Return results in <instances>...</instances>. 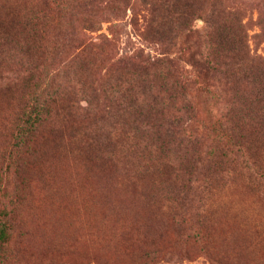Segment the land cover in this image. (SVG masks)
Returning a JSON list of instances; mask_svg holds the SVG:
<instances>
[{
  "label": "trees",
  "instance_id": "16d2710c",
  "mask_svg": "<svg viewBox=\"0 0 264 264\" xmlns=\"http://www.w3.org/2000/svg\"><path fill=\"white\" fill-rule=\"evenodd\" d=\"M253 3L262 4L264 0H253ZM196 4L198 9L193 12ZM176 7V3L166 0H4L5 17H1L0 22H5V27L17 26L21 31L3 37L0 43V60L9 62L2 68L5 72H0V83L10 91L17 89L20 95L21 109L14 129L16 151L34 144L32 141L45 133L46 127L54 134L59 130H55L56 126L71 120L89 122L84 126L81 140L93 164L99 163L97 175L104 180L99 179L100 187L95 179L88 182L87 178L90 185L86 189L88 202L84 209L87 214L83 218L105 217L99 221L101 227H106L109 219L121 218L118 212H122L123 199L112 190L114 185L111 184L117 182L114 173L118 172L124 173L128 187H134L130 191L132 196L140 200L145 209H150L148 229L142 237L122 235L125 237L120 236L104 246L106 251L123 253L122 257L128 259L129 264H157L175 258L177 263L181 258L190 259L201 252L214 264H226L227 258L214 255L209 240L200 234L203 222L191 223L187 210L181 214V206L193 201L190 196L192 163L203 160L204 151L202 143L181 124V114L173 109L189 91L211 94L215 88H220L226 96L236 97L238 92H244L245 99L257 105L264 97V62L250 50L249 25L243 23L246 6H235L232 0H181V17ZM261 16L262 33L255 39L264 38V13ZM179 17L185 37L196 34L201 60L192 64L196 70L194 77L170 59L154 60L143 49L118 57L122 27L139 30L142 24L152 28L157 22L167 26L177 24ZM200 18L204 29L194 31L191 22ZM103 23H111L108 31L112 37L100 35L98 43L77 31L98 33ZM57 60L63 62L58 64L57 73L50 74L48 69ZM10 64L18 69L7 71ZM69 71L74 76L76 95L72 98L67 96L66 85L56 82V76ZM81 97L87 106L76 103ZM218 132L222 139H215L214 149L207 153L206 177L214 179V175H222L226 165L236 163L243 156L240 160L244 162L239 160V165L244 163L246 169H253V175L264 181L256 164L242 154L243 143L228 135L225 127L221 126ZM150 146L155 147V155L143 159ZM48 147L40 157L47 168L50 162L57 160V155L67 159L58 144ZM181 147L185 150L182 153ZM190 152L193 153L191 159ZM136 162L139 166L142 162L145 165L137 168ZM181 175H186L182 182ZM97 184L100 190L96 192L93 186ZM140 187L144 189L139 190ZM206 190L203 189L202 195ZM129 221L116 220L112 225L124 230L131 227ZM9 229L7 221L0 225V261ZM193 252L196 254L192 256ZM115 262L93 255L82 264Z\"/></svg>",
  "mask_w": 264,
  "mask_h": 264
},
{
  "label": "rangeland",
  "instance_id": "374dc122",
  "mask_svg": "<svg viewBox=\"0 0 264 264\" xmlns=\"http://www.w3.org/2000/svg\"><path fill=\"white\" fill-rule=\"evenodd\" d=\"M166 1L178 5L175 10L181 17V0ZM3 3L4 0H0V18L5 17V13L2 10ZM13 4L16 5V1ZM232 4L235 6L237 4L246 6L244 7L246 11L243 23L249 25L247 33L250 50L252 54L264 62V38L255 39L256 35L262 33L260 22L261 15L264 13V6L262 5L264 3L254 4L253 0H232ZM197 5L194 6L193 12L198 9ZM81 11L85 12V9ZM110 25L111 23H103L102 30L98 33H91L84 29L77 31H82L87 36H91L92 40L98 43L100 35L112 37L108 31ZM191 26L194 31H202L204 29V21L202 18L194 20V22H191ZM20 31L17 26L5 27V22H0V43L3 37L8 38L9 35L18 34ZM120 32L123 34L118 44V57L125 56L134 49H143L146 55L151 56L154 60L157 58L170 59L178 68L189 72L193 77L196 75V70L192 64L195 60H201L196 34H190L187 38L185 37V31H181V18L177 24L171 23L166 26L161 22H157L156 27L152 28L142 24L139 30H133L131 26H127L122 27ZM142 33L146 37H143ZM62 62L63 60H57L56 63L51 65L48 69L49 73H57V66L62 64ZM8 63V60H0V70L5 68ZM11 69L17 70L18 67L10 64L7 71ZM5 70L2 69L0 72H5ZM21 71L23 74H27L25 70ZM56 77V82H62L66 85V93L69 98L76 95L73 87L74 76L71 71L68 73L63 72ZM5 87V84L0 83V225L7 221L10 229L8 242L1 254L0 264H82L89 256L93 255L110 258L117 261L115 264H129V260L122 257L123 253L115 252V250L106 251L104 247L125 234L134 238L142 237L148 229L147 222L150 216L148 212L150 210L145 209L140 200L132 196L130 191L134 190V187H128L124 183L126 178L125 176L123 177L124 173H114L117 176V182L114 183L115 192L118 195L121 193L119 197L125 201L120 208L122 210L120 212V220L119 217L110 219L113 220V222L109 220L110 226L101 227L99 225L101 218L98 219V216H96L97 219L94 218V224L90 219L89 222L88 219L84 220L80 216L75 215L78 216L76 217L78 219H74L75 216H73V219H71L74 222L73 224L69 223L68 226L69 230L72 231L66 229L61 233L65 237H62L61 234H58L61 237L55 235L50 227L42 225L45 220L52 219L55 216H53L54 208L65 202L64 195H68V199H71L68 200L69 202L75 198L77 189L74 187L70 191L72 193L70 194L69 192L70 195L65 193L64 181L69 178L68 180L71 184H76L78 175L87 174V178L89 177L90 179H95L94 181L97 183L99 182L97 175L99 174V163L94 162L95 164H93L81 140L84 126L88 125L89 122L85 119L83 123L71 120L63 126H56L55 130H59L54 134H50L49 127H46L45 133L36 138L35 141H32L33 143L35 142L34 144L16 151L14 149L16 143L14 129L21 109V100L17 89L10 91L5 89ZM25 91L27 93L30 92L29 89H25ZM75 101L83 107L87 106L82 97L81 99L77 98ZM177 111L181 114V124L202 143L201 149L204 151L203 160L199 163L197 160L192 163L194 167L191 175L193 191L190 196L193 197V201L191 203L186 202L184 206H181V214L187 210L190 213L189 217H192L189 218L191 223L203 222V227L199 231L200 234L209 240L214 255L227 258L226 264H264V181L261 182L253 175L255 172L253 169H246L244 163L242 166L239 165L238 161L243 156L239 157L236 163L226 165L222 175H216V177L214 175V179H209V176L206 177L205 173V164L208 161L207 153L214 149L212 146L215 139H222L221 133L218 132V129L222 126L223 128L225 127L228 135L232 136L237 142L243 143L244 151H242V154L244 156L247 155L256 164L259 174L263 178L264 97L260 99L257 105H251L250 100L245 99L244 92L242 94L238 92L235 97L226 96L220 88H215L211 94L192 90L189 91L186 97L181 96V100L173 109V112ZM52 143L58 144L60 151L67 156V159H64V157L57 155L59 166L63 164L62 169L56 166L58 164L56 163L57 160L50 162L49 168H47L43 164L42 159H40L41 155L48 150L49 144ZM173 151L176 152V149H173ZM184 151V148L181 147V153ZM144 155L143 159L152 158L155 155V147L150 146L147 148ZM189 155L190 159L193 158L192 152ZM144 165V162L140 166L136 162L137 168H143ZM55 167H57L56 170ZM182 167L183 165L181 164V173L184 171ZM68 169L70 172H67ZM37 170L41 171L40 175L37 174ZM60 177H63V180ZM146 178L150 180V176ZM185 179L186 175H181V182ZM60 182L64 183V188ZM98 186L97 188L100 190ZM94 188L93 190L98 191L96 186ZM204 188L207 190L202 195L201 192ZM138 189L142 190L144 188L140 187ZM150 190L153 191V189ZM73 191L74 193L76 192L75 195ZM51 193H54V195ZM59 195L61 197H58ZM49 200L53 202L50 203ZM241 200L245 201L249 211L245 218H243V209L232 207ZM60 202L62 203L60 204ZM47 207L51 211V213L48 211L49 214ZM45 214L47 218H45ZM146 215L149 216L147 217ZM226 217H229V220L234 217L232 221L230 220L232 227L230 226L231 224H228L230 221L226 220ZM122 218L132 220L130 228L118 230V227H115L116 225H112L116 220L119 222L128 221ZM140 218H143V220L145 218V220H140ZM71 225L73 226L70 228ZM227 226L229 229L233 228L235 230L232 229L234 234L232 230H229L231 234L228 232ZM132 228L134 229L131 230ZM220 228L222 231L226 230L225 233L224 231L222 233ZM51 233L54 235H51ZM43 234L44 236L46 235V238H44ZM57 238H62L63 240L60 239L61 242H59L60 240H57ZM191 250H194V248ZM194 254L196 252L191 255L193 256ZM164 256L167 255L164 254ZM176 261L177 258L172 259V261L166 259L157 264H214L205 258L202 252L196 257L190 259L181 258V262L177 263Z\"/></svg>",
  "mask_w": 264,
  "mask_h": 264
},
{
  "label": "bare ground",
  "instance_id": "6f19581e",
  "mask_svg": "<svg viewBox=\"0 0 264 264\" xmlns=\"http://www.w3.org/2000/svg\"><path fill=\"white\" fill-rule=\"evenodd\" d=\"M61 156V155H60ZM59 156V157H60ZM58 157V158H59ZM65 157V156H64ZM62 158V157H61ZM65 159V158H64ZM63 159V160H64ZM55 160V159H54ZM54 160H53V162H54ZM62 162V161H61ZM56 163H58V160L56 161ZM62 164V163H61ZM64 164H65V162H64ZM67 164H68V161H67ZM56 166H58L59 168L61 167V169H62V166H63V164L61 165V166H59V163L58 164H56ZM67 166V165H66ZM66 166H65V168H66ZM70 166V165H69ZM56 168L57 167H55V170H56ZM68 168V167H67ZM79 169V168H78ZM60 170V169H59ZM61 171V170H60ZM63 171H64V169H63ZM72 171V170H71ZM58 172V171H57ZM62 172V171H61ZM61 172H60V175H61ZM65 172V171H64ZM67 172H70L69 171V169H68V171ZM73 172V171H72ZM71 172V173H72ZM79 172V171H78ZM76 174H77V172H76ZM81 174V173H80ZM65 175V174H64ZM66 175H68V174H66ZM73 175V174H72ZM87 175V174H86ZM86 175H84V174H81V175H78V182L76 183V184H71L70 182H69V178L67 179V181H64L65 182V193H67V194H69V192L70 191H72L73 189H74V187L77 189H75L76 191H77V194H76V196H75V198L73 199V201H68V200H71V199H68V195L66 196V195H64V200H65V202L64 201H62V202H64L62 205H60V206H58L57 205V207L55 206V208H54V211H53V216H51V217H53L52 219H48V220H45L44 221V219L45 218H47L46 217V214H45V218L44 219H42V221H44L43 222V224L42 225H45L46 227H50L51 229H52V231H53V233L55 234V235H58V234H61V233H63L66 229H68L69 230V228H68V226H69V223H71V224H73V216H75V215H78V216H80V218H83V216L84 215H86L87 213H86V210L84 209V208H86V206H85V204L88 202V195H87V191H86V189H87V187L90 185H88L87 184V182H86V180H87V176ZM59 176V175H58ZM69 176V175H68ZM102 177V176H101ZM61 178V177H60ZM63 178V177H62ZM61 178V179H62ZM99 178V177H98ZM58 179V178H57ZM88 179H89V181L88 182H91V180H90V178L88 177ZM100 180H101V178H99ZM63 180V179H62ZM61 180V181H62ZM104 180V179H103ZM103 180H101V181H103ZM105 180L107 181V179H106V177H105ZM114 180V179H113ZM55 181H56V179H55ZM105 181V182H106ZM57 182H59V181H57ZM114 182L115 181H113V185H115L114 184ZM61 184H62V186L64 185V183H62V182H60ZM103 183V182H102ZM107 183L108 182H106V185H107ZM93 184H96V183H93ZM98 184H100L99 182H98ZM97 184V185H98ZM105 184V183H104ZM104 184H103V186H104ZM112 184V183H111ZM110 184V185H111ZM97 185H95V186H97ZM91 186H93V185H91ZM108 186H109V184H108ZM59 187V186H58ZM60 187H61V185H60ZM94 187V186H93ZM100 187H102V186H100ZM105 187V186H104ZM62 188V187H61ZM63 188H64V186H63ZM97 188V187H96ZM105 188H108V187H105ZM104 188V189H105ZM112 188L114 189L115 188V186L113 187L112 186ZM54 189H57V188H54ZM60 189V188H59ZM93 189H95V188H93ZM98 189V188H97ZM103 189V190H104ZM109 189V188H108ZM112 189V190H113ZM116 189V188H115ZM99 190V189H98ZM111 190V191H112ZM117 190L119 191V189L117 188ZM93 191H95V190H93ZM121 191V190H120ZM97 192V191H96ZM106 192V191H105ZM121 192H123V191H121ZM62 193H64V192H62ZM72 192H70V194H71ZM73 193H74V191H73ZM76 193V192H75ZM75 193H74V195H75ZM91 193V192H90ZM99 193V192H98ZM110 193V192H109ZM108 193V194H109ZM114 193V192H113ZM115 193H117V192H115ZM51 194H53L54 195V193H51ZM59 194V193H58ZM69 194V195H70ZM93 194V193H92ZM97 194V193H96ZM101 194V193H100ZM118 194V193H117ZM98 195V194H97ZM119 195H121V193L119 194ZM51 196V195H50ZM56 196V195H55ZM73 196V195H72ZM99 196V195H98ZM104 196V195H103ZM108 196V195H107ZM107 196H106V199H107ZM115 196H118V195H115ZM58 197H61L60 195L58 196ZM90 197H93V195H90ZM105 197V196H104ZM112 197V196H111ZM128 197H130V196H128ZM127 197V198H128ZM50 198V197H49ZM99 198H100V196H99ZM126 198V197H125ZM53 199V198H52ZM56 199H58V198H56ZM91 199H93V198H91ZM245 199V198H244ZM63 200V199H62ZM90 200V199H89ZM96 200H98V199H96ZM102 200V199H101ZM104 200V199H103ZM110 200V199H109ZM112 200V199H111ZM110 200V201H111ZM50 201V203H52L51 202V200H49ZM90 201H92V200H90ZM93 201H95V200H93ZM100 201V200H99ZM105 201V200H104ZM107 201V200H106ZM116 201V200H115ZM130 201V200H129ZM62 202H60V204L62 203ZM49 203V204H50ZM57 203V202H56ZM107 203V202H106ZM109 203V202H108ZM121 203V202H120ZM119 203V204H120ZM123 203H125V201L123 200ZM88 204H90V203H88ZM95 204V203H94ZM96 204H98V203H96ZM96 204H95V206H96ZM103 204V203H102ZM129 204V203H128ZM50 205H52V204H50ZM54 205H56V204H54ZM116 205H117V202H116ZM127 205V204H126ZM247 204H245V201H243V200H241L239 203H237V204H235V205H233L232 207H236V209H243L244 211V217L243 218H245L246 217V215L249 213V211H248V209H247V206H246ZM85 206V207H84ZM93 205L91 204V209H93V207H92ZM104 206V205H103ZM111 206H113V205H111ZM130 206V205H129ZM50 207V206H49ZM49 207H47L48 208V210H47V212L49 211ZM116 207V206H115ZM118 207V206H117ZM234 207V208H235ZM51 208V207H50ZM109 208H111V207H109ZM233 208V209H234ZM102 209V208H101ZM130 209V208H129ZM51 210H53L52 208H51ZM89 210V209H88ZM87 210V211H88ZM97 210V209H96ZM135 210V209H134ZM150 210V209H149ZM92 211V210H91ZM105 211H107V210H105ZM108 211H110V210H108ZM143 211H144V209H143ZM147 211V210H146ZM237 211H239V210H237ZM46 212V211H45ZM50 213H51V211H49ZM49 212H48V214H49ZM95 212V211H94ZM101 212V211H100ZM113 212V211H112ZM112 212H110V214L112 213ZM134 212V211H133ZM251 212V211H250ZM97 213H98V211H97ZM115 213V212H114ZM145 213V212H144ZM148 213H150V212H148ZM241 213V212H240ZM90 214V212L88 213V216H90L89 215ZM92 214V213H91ZM106 214V213H105ZM104 214V215H105ZM110 214H108V215H110ZM118 214H120L119 212H118ZM145 214H147V213H145ZM233 214V213H232ZM51 215V214H50ZM92 215H94V214H92ZM103 215V216H104ZM121 215V214H120ZM134 215V214H133ZM230 215V214H229ZM43 216H44V214H43ZM78 216H75V218L74 219H78V218H76V217H78ZM96 216V215H95ZM111 216V215H110ZM109 216V217H110ZM147 217L149 216V215H146ZM145 216V217H146ZM228 216V215H227ZM234 216V215H233ZM113 217H115L114 215H113ZM230 217V216H229ZM229 217L227 218L226 217V220H229ZM232 217V216H231ZM238 217V216H237ZM251 217V216H250ZM49 218V217H48ZM72 218V219H71ZM89 218L90 217H88L87 219H88V221H89ZM93 219V223L95 222L94 221V218H96V217H92ZM100 218V216L98 217V219ZM105 217H103V219H104ZM107 218V217H106ZM116 218V217H115ZM225 218V217H224ZM84 220H86V218H83ZM97 219V218H96ZM109 218H107V220H108ZM117 219V218H116ZM132 219H134V218H132ZM147 219V218H146ZM148 219H149V217H148ZM233 219H234V217H233ZM233 219H230L231 221L233 220ZM235 219H236V217H235ZM100 220H102V219H100ZM110 220V219H109ZM108 220V221H109ZM119 220H120V218H119ZM126 220H128V219H126ZM130 220V219H129ZM140 220H143V218H140ZM144 220H145V218H144ZM143 220V221H144ZM150 220V219H149ZM148 220V221H149ZM223 220V219H222ZM229 220V221H230ZM246 220V219H245ZM72 221V222H71ZM91 221V220H90ZM89 221V222H90ZM112 222H113V220H111ZM132 221V220H131ZM134 221V220H133ZM224 221V220H223ZM231 221H230V223H228V224H231ZM237 221V220H236ZM239 221H241V220H239ZM110 222V221H109ZM130 222V221H129ZM142 222V221H141ZM40 223H42V222H40ZM115 223V222H114ZM134 223V222H133ZM146 223V222H145ZM147 223H149V222H147ZM146 223V224H147ZM227 223V222H226ZM234 223V222H233ZM92 224V223H91ZM95 224V223H94ZM241 224V223H240ZM74 225H76V224H74ZM100 225V224H99ZM103 225V224H102ZM105 225V224H104ZM109 225V224H108ZM237 225V224H236ZM73 225H71L70 226V228L72 227ZM110 226V225H109ZM229 226V225H228ZM228 226H227V228H228ZM231 227H232V224L230 225ZM235 226V225H234ZM233 226V227H234ZM75 227V226H74ZM226 227V226H225ZM224 227V228H225ZM242 227V226H241ZM244 227V226H243ZM235 228H236V226H235ZM43 229V228H42ZM73 229V228H72ZM223 229V228H222ZM233 229V228H232ZM232 229H229L228 228V232H229V230L231 231ZM239 229V228H238ZM75 230V229H74ZM234 230V229H233ZM233 230H232V233H233ZM43 231H45L44 229H43ZM51 231V230H50ZM69 231H72V230H69ZM220 231H222L221 230V228H220ZM224 231V233H225V231L226 230H223ZM223 231H222V233H223ZM235 231V230H234ZM47 232V231H46ZM46 232H44V233H46ZM48 233V232H47ZM53 233H51V235H54ZM72 234H73V232H71ZM230 233V232H229ZM64 234H66V233H64ZM68 234H69V232H68ZM231 234V233H230ZM234 234V233H233ZM50 235V236H51ZM67 235V234H66ZM223 235V234H222ZM237 235V234H236ZM240 235H242V234H240ZM43 236H44V234H43ZM46 236V235H45ZM44 236V238H46ZM48 236V235H47ZM59 237H61L62 236V234H61V236L60 235H58ZM64 237H65V235H63ZM62 236V237H63ZM224 236H226V235H224ZM235 236V235H234ZM67 237H68V235H67ZM48 238V237H47ZM52 238V237H51ZM50 238V239H51ZM54 238V237H53ZM56 238V237H55ZM69 238V237H68ZM49 239V240H50ZM63 240L62 238H57V240ZM45 240V239H44ZM61 240L59 241V242H61ZM64 240H66V239H64ZM54 241V240H53ZM55 242V241H54ZM58 242V243H59Z\"/></svg>",
  "mask_w": 264,
  "mask_h": 264
}]
</instances>
